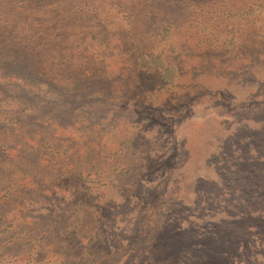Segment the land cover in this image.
Listing matches in <instances>:
<instances>
[{"label":"rangeland","instance_id":"rangeland-1","mask_svg":"<svg viewBox=\"0 0 264 264\" xmlns=\"http://www.w3.org/2000/svg\"><path fill=\"white\" fill-rule=\"evenodd\" d=\"M0 115V264H264V0H0Z\"/></svg>","mask_w":264,"mask_h":264},{"label":"trees","instance_id":"trees-1","mask_svg":"<svg viewBox=\"0 0 264 264\" xmlns=\"http://www.w3.org/2000/svg\"><path fill=\"white\" fill-rule=\"evenodd\" d=\"M145 55H149L151 56V59H150V62L149 64H147L146 66L148 67H151V66H154V65H158L160 67V77L162 79H166L168 81H170V79L174 76V70H173V67L169 66V65H164L162 63V61H160V59L158 58V55H152L150 52H142L140 55H139V60H140V64L141 65H144L145 64V61L146 60H149V59H146L145 58ZM46 68V67H45ZM1 116V115H0ZM6 117L3 116L0 118V125L1 126H4L3 123H1L3 120H5ZM10 120H13V119H10ZM1 128V127H0ZM0 135L3 136V132L0 131Z\"/></svg>","mask_w":264,"mask_h":264}]
</instances>
